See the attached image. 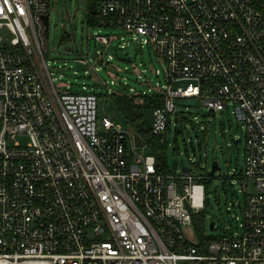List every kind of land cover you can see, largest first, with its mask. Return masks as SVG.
Segmentation results:
<instances>
[{"label":"built area","instance_id":"obj_1","mask_svg":"<svg viewBox=\"0 0 264 264\" xmlns=\"http://www.w3.org/2000/svg\"><path fill=\"white\" fill-rule=\"evenodd\" d=\"M84 4L98 27L100 16L153 46L165 82L126 95L164 97L151 126L162 141L182 117L176 98L233 106L246 128L239 227L199 233L211 176L161 171L142 136L99 117L97 93L57 88L45 58L51 0H0V264H264V0Z\"/></svg>","mask_w":264,"mask_h":264},{"label":"rangeland","instance_id":"obj_2","mask_svg":"<svg viewBox=\"0 0 264 264\" xmlns=\"http://www.w3.org/2000/svg\"><path fill=\"white\" fill-rule=\"evenodd\" d=\"M50 14L45 58L57 88L97 93L99 117L109 116L124 130L132 129L109 93L132 94L134 91L130 87H134L137 93H151L149 88L158 82H165L163 74L155 72L157 68H162V64L153 46L141 45L133 40L130 30L108 20L99 19L98 27L90 20L82 0H51ZM98 29L109 36V44L100 46L102 43L94 37V31ZM66 31L72 37L68 43L74 47L72 50H64V43L59 45L60 36ZM2 35L11 38L4 31ZM123 42L128 45L121 47ZM98 45L100 55L97 66L101 68L94 71L91 52ZM45 76L49 82L48 75ZM176 103L182 117L175 118L176 123L170 127L169 162L171 164L178 159L179 169L187 165L196 175L206 176L212 162L219 161L220 168L204 182L209 202L203 209L206 227L203 234L218 236L235 233L240 221L237 215L242 216L241 205L245 201L240 177L246 143L244 123L236 117L232 105L229 109L213 112L197 97L176 98ZM212 221L215 228L210 229Z\"/></svg>","mask_w":264,"mask_h":264},{"label":"trees","instance_id":"obj_3","mask_svg":"<svg viewBox=\"0 0 264 264\" xmlns=\"http://www.w3.org/2000/svg\"><path fill=\"white\" fill-rule=\"evenodd\" d=\"M100 19V16H99ZM94 21H97L94 17ZM114 99L116 106L123 112V114L128 119L131 124L132 129L139 133L145 142L148 144V148L156 156V164L158 169L163 172H172L171 164L169 162V157L167 154L168 141H162L160 137L153 134L151 127L148 125L143 115L141 114V108H154L158 105L163 104L164 97L157 96L153 97L147 95L144 103L138 104L135 102L134 98L126 94H111ZM207 182V179L204 180ZM207 193V190H206ZM209 202L208 196L206 197V204ZM195 226L199 233L203 234L205 230V213L203 209L194 215Z\"/></svg>","mask_w":264,"mask_h":264},{"label":"water","instance_id":"obj_4","mask_svg":"<svg viewBox=\"0 0 264 264\" xmlns=\"http://www.w3.org/2000/svg\"><path fill=\"white\" fill-rule=\"evenodd\" d=\"M83 3H87L88 0H82ZM89 7L91 9V11L93 13L96 12V2L95 1H91L89 2ZM46 19L48 18V16L45 17ZM65 36V32L60 36V40H59V45H61L62 43V40ZM100 46H103V45H100ZM64 50H72L73 49V46L71 44H67L63 47ZM96 53H97V50L94 49L93 52H92V58H95L96 57ZM141 114L143 115L144 119L146 120V122L148 123V125L151 127L152 126V122H153V109L152 108H147V107H144V108H141L140 110ZM135 139H136V142L138 144H142V138H141V135L139 133H136L135 134ZM178 165H179V160L178 159H174L173 162L171 163V168L173 170H176L178 168ZM220 168V164H219V161L218 160H214L212 162V166H211V169L208 171V174L210 176H213L216 172V170H218ZM182 169L184 170H189L190 167L187 166V165H183L182 166ZM215 228V222H211L210 223V229H213Z\"/></svg>","mask_w":264,"mask_h":264},{"label":"flooded vegetation","instance_id":"obj_5","mask_svg":"<svg viewBox=\"0 0 264 264\" xmlns=\"http://www.w3.org/2000/svg\"><path fill=\"white\" fill-rule=\"evenodd\" d=\"M69 38V35H68V33H66V35L64 36V38H63V41L65 40H67Z\"/></svg>","mask_w":264,"mask_h":264}]
</instances>
